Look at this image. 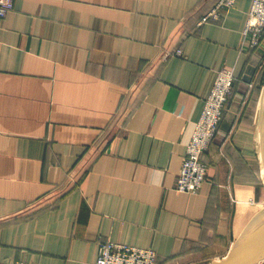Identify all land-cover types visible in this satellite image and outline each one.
<instances>
[{
  "label": "crops",
  "instance_id": "1",
  "mask_svg": "<svg viewBox=\"0 0 264 264\" xmlns=\"http://www.w3.org/2000/svg\"><path fill=\"white\" fill-rule=\"evenodd\" d=\"M216 2L14 0L0 18V259L95 264L107 238L157 264L229 252L264 206V37L242 45L251 0L200 24ZM224 66L236 80L208 180L178 191Z\"/></svg>",
  "mask_w": 264,
  "mask_h": 264
},
{
  "label": "built area",
  "instance_id": "2",
  "mask_svg": "<svg viewBox=\"0 0 264 264\" xmlns=\"http://www.w3.org/2000/svg\"><path fill=\"white\" fill-rule=\"evenodd\" d=\"M237 0H217L214 6L199 20V23L221 20L224 12ZM14 8V0H0V18ZM264 37V0H251L250 10L243 29L242 45L253 48ZM181 54L182 49L177 48ZM235 76L232 68L221 67L213 87L205 99L202 112L195 122L191 138L177 177L175 188L181 192H198L209 177V164L204 155L217 134L224 118L226 102L233 91ZM0 264H36L22 258L0 259ZM95 264H157V253L150 247H141L112 239L100 241Z\"/></svg>",
  "mask_w": 264,
  "mask_h": 264
},
{
  "label": "water",
  "instance_id": "3",
  "mask_svg": "<svg viewBox=\"0 0 264 264\" xmlns=\"http://www.w3.org/2000/svg\"><path fill=\"white\" fill-rule=\"evenodd\" d=\"M259 156L264 176V84L260 97ZM264 261V206L237 238L229 252L209 264H260Z\"/></svg>",
  "mask_w": 264,
  "mask_h": 264
},
{
  "label": "trees",
  "instance_id": "4",
  "mask_svg": "<svg viewBox=\"0 0 264 264\" xmlns=\"http://www.w3.org/2000/svg\"><path fill=\"white\" fill-rule=\"evenodd\" d=\"M231 95H232V93L230 94L229 98L231 97ZM229 98H228V100H229ZM228 100H227V102H226V105H227V103H228ZM225 110H226V106H225ZM225 110H224V114H225ZM205 154H206V153H205ZM204 158H205V160L207 161L205 155H204ZM207 162H208V161H207Z\"/></svg>",
  "mask_w": 264,
  "mask_h": 264
},
{
  "label": "rangeland",
  "instance_id": "5",
  "mask_svg": "<svg viewBox=\"0 0 264 264\" xmlns=\"http://www.w3.org/2000/svg\"><path fill=\"white\" fill-rule=\"evenodd\" d=\"M252 106V105H251Z\"/></svg>",
  "mask_w": 264,
  "mask_h": 264
}]
</instances>
